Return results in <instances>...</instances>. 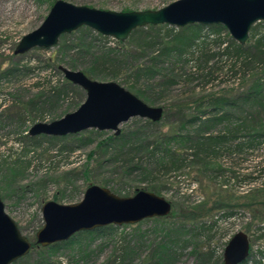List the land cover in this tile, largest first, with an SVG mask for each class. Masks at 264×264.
Segmentation results:
<instances>
[{"label": "rangeland", "instance_id": "374dc122", "mask_svg": "<svg viewBox=\"0 0 264 264\" xmlns=\"http://www.w3.org/2000/svg\"><path fill=\"white\" fill-rule=\"evenodd\" d=\"M55 1L0 0V69L10 65L30 68L23 72L24 76L12 79L9 84L4 81L0 91V198L21 233L31 241L35 240L44 223L42 204L48 200L61 204L78 202L90 183L107 187L119 196H130L144 189L171 202V212L167 217L147 218L133 224H110L112 227L102 232L93 229L90 230L92 234L77 235L71 244L61 247L51 256L50 264H119L123 257L124 264H155V249L169 240H180L173 264H194L196 256L193 251L198 246L215 249V256L208 264H223L225 246L238 231L245 232L250 242L249 255L252 257H247L244 264H254V255L264 248V239L257 237L259 226L264 225V138L260 137L254 146L246 142L248 134L264 132V108L241 106L233 111L228 121L212 127L211 135L227 136L215 146V151L188 155L187 151L193 152L194 148L183 140L171 141L176 157L181 158L175 165L167 160L158 164L159 154L147 155L145 145L115 156L113 146L103 144L99 147L101 141L114 134L111 130L90 128L65 136H30L28 129L34 123L59 119L75 111L86 98L85 90L75 85L76 88L56 103L45 102L48 89L62 83L65 78L60 69L50 67L63 57L59 47L62 37L52 47H36L24 54L14 53L20 38L40 26ZM65 1L104 10L132 11L158 9L175 0ZM259 22L255 23L253 35L255 24L249 31L251 44L264 33V21ZM160 25L162 27L157 29L159 43L154 46L140 41L150 40L151 33L147 32L133 37L129 34L122 44L109 36L97 42L93 51L104 45L124 46L129 55L119 70L106 71L110 73L109 77L90 78L115 81L148 105L161 106L163 118L144 127V134L150 140L153 135L160 136L162 142L163 134L193 132L195 126L181 127L182 116L198 114L201 102L208 104L206 101L212 96L234 98L244 92L254 78L264 76V62L241 65L243 58L231 54L232 41L239 43L224 26L225 30L216 34L207 28L209 25L185 50L171 51L152 61L164 42L170 39L168 29L176 33L182 28ZM66 35V42L76 37L72 33ZM247 41L243 46L248 45ZM233 63L239 69L241 65V70L236 76L225 74ZM150 66L152 71L142 74L141 68ZM139 71L141 73H137ZM207 71L215 77L203 76ZM139 119L143 124L144 118L133 117L120 125L121 130L134 128ZM245 119L250 120L249 126L254 125V130L242 126ZM26 135L39 138L34 142ZM239 142L245 145L236 150ZM17 160L30 164L14 179L7 178L5 165ZM136 163L141 167H131ZM86 167L87 177L84 175ZM55 195L61 198L54 199ZM221 200L225 205L220 204ZM228 210L236 213L224 216ZM212 220L216 223L211 230L201 231L196 237L190 227H182L186 222L208 224ZM28 255L14 264H36L39 253L31 250Z\"/></svg>", "mask_w": 264, "mask_h": 264}, {"label": "water", "instance_id": "95a60500", "mask_svg": "<svg viewBox=\"0 0 264 264\" xmlns=\"http://www.w3.org/2000/svg\"><path fill=\"white\" fill-rule=\"evenodd\" d=\"M259 21H264V0H175L158 9L132 11L104 10L56 0L40 26L20 38L14 53L52 47L61 35L82 26L124 41L132 30L147 25L220 24L243 45L252 25ZM59 69L66 80L85 90L86 98L75 111L59 119L34 123L28 129L31 136H65L90 128L111 130L118 135L120 125L130 118L158 122L163 117L161 106L148 105L115 81L93 80L83 71L64 65H59ZM171 208L169 200L151 191L139 189L133 195L119 196L107 187L90 183L78 202L61 204L48 200L42 204L44 223L36 233L35 242L48 246L68 240L80 231L165 217ZM31 246V240L21 233L0 198V264H12L28 254ZM249 248L248 235L236 232L225 246L223 264L245 262Z\"/></svg>", "mask_w": 264, "mask_h": 264}, {"label": "trees", "instance_id": "16d2710c", "mask_svg": "<svg viewBox=\"0 0 264 264\" xmlns=\"http://www.w3.org/2000/svg\"><path fill=\"white\" fill-rule=\"evenodd\" d=\"M261 23V22H259ZM162 27V25H147L145 27H139L135 28L131 31L130 35L133 37L134 35H139L141 32L144 33H151L148 37L150 40H140L141 42L145 43L146 45H152L159 43V34L157 32V29ZM207 27V25H200V24H192V25H186L182 28H180L176 33H172L171 29H168L167 34L170 35V39L166 42H164L163 46L160 48L159 52L151 58L152 61L157 60L160 56L167 54L171 51H183L185 50L192 41L200 36L201 32ZM210 31L216 32V34H221L225 28L220 24H214L209 25L207 27ZM256 29V24L252 28L251 35L254 34V30ZM170 31V32H169ZM75 37L74 40H70L69 42H66V34L61 35V42L59 43V47L61 48V55L63 56L61 59H58V62H55L50 65V67H54V69L59 70V65L63 64L64 66L78 70L79 67L82 68L81 71H83L89 78L92 77H109L110 73L106 71H117L118 68L121 67V65L124 64V59L126 55L127 49L123 46L122 48L118 47H111L108 45H104L101 47V49H97L96 51H93L92 48L97 46V42L103 41L108 39V36H104L91 28H88L86 26H82L78 28L77 30L71 32ZM142 39H145L142 38ZM231 40V39H230ZM118 44H122V41L114 40ZM248 45L243 46L240 44L235 43L232 41L233 44V50L231 51V54L235 55L236 57H242L243 60L241 61V65L247 66L249 63L252 62H264V33L258 36L253 43H250V39H248ZM96 45V46H95ZM68 58V60H64L65 58ZM86 59L85 61H83ZM87 59H89L87 61ZM83 61V62H80ZM236 68V64H232L230 67H228L225 71V74L236 76L237 73L241 70ZM151 67H147L146 69L141 68L142 74H145L146 71L150 72ZM139 69V68H138ZM30 68L27 66H18V65H10L5 68L0 69V91L1 86L3 85V82L6 81L8 84L11 83L10 81L15 78H19L24 76L23 72L29 71ZM140 71L137 73H141ZM203 76H212L213 79L215 76L211 72H205L202 74ZM139 76V74L137 75ZM37 86L40 85L39 82H35ZM76 88L74 84L63 79L62 83H57L55 85H52L48 89V95H46L45 102L48 104L56 103L58 99L68 94V92ZM2 98V97H1ZM0 98V99H1ZM2 101H6L5 99H2ZM32 101L27 102L26 105H29L32 103ZM208 104H205V102H201L199 105V112L196 115L191 116H182L181 117V127L186 128V126H195L193 129V132L188 130L185 134L179 135L176 133L171 134H163L162 135V142H160V136L153 135L152 140H150V137L148 135H145L144 127H149L151 125H154L158 122H152L148 119H144L143 124L141 123L142 119H139V124L135 125L134 128H127L122 129L121 132L118 135H110L107 138H105L103 141L100 142L99 147L104 145H111L113 146V153L115 156L122 155L126 152L135 151L138 147H142V145L146 146V153L149 156H158L159 154V160L158 164H163L165 161L171 162V164L175 165L176 162L181 160L178 157H176V151L172 149L171 147V141H177V140H183L185 143H187V146H191L193 149V152L187 151L188 155H196L198 151H215V146L218 144H221L225 139L226 135L223 134H215L211 135L210 129L214 127L217 124L222 123L223 121H228L230 117H232L233 111H236L240 109L241 106H248V107H260L264 108V76L254 78L249 85V87L244 91L239 93L238 95L233 97H227L225 95H217L210 97V100H207ZM5 103V102H4ZM164 114V111H163ZM163 118V117H162ZM250 120L245 119V122H243L242 126L244 128L250 127L254 130L253 126L250 125ZM29 140L36 142L39 137H29L26 135ZM31 136V135H30ZM36 136V135H35ZM75 137V135H71ZM248 140L247 144L249 146H254L257 142L259 143L260 139L264 138V132L259 133H250L247 135ZM231 137H235V135L231 134ZM261 137V138H260ZM260 138V139H259ZM167 142L168 145H167ZM139 143V144H137ZM245 145V143L239 142V144L236 145V150H240L241 147ZM127 148V151H126ZM191 153V154H190ZM187 155V153H186ZM4 163L6 161L4 160ZM29 162L22 161L19 163V160L12 162L10 165H5L6 171V177L7 178H15L17 174L23 172L26 170V168L29 166ZM131 167L140 168L141 166L139 163L132 164ZM87 170L86 167L84 170V175L87 177ZM152 192V191H151ZM157 194V193H156ZM57 195H55L53 198L58 200ZM61 197H59L60 199ZM217 203H219V199L217 200ZM220 204L225 205V202L223 200L220 201ZM236 212L232 210H228L224 212V216H232ZM222 215V216H223ZM167 217V216H165ZM165 217H155L154 219H162ZM216 220H212L211 222L203 223V222H196L191 224V222L183 223L182 227L186 228V226L190 227L192 230V233H194V237L197 236V234H201L199 232L201 231H210L211 227L215 225ZM112 225L103 226L100 228L95 229L96 232H102L108 228H111ZM259 232L257 233V237L260 240L264 239V225L259 226ZM93 231H80L75 234H73L68 240L56 242L53 244H50L48 246H41L38 245L35 240L31 241L32 246L30 248L29 253L31 250H36L39 253L38 260L36 261V264H50V258L52 255H54L61 247H64L68 244H71L72 241L75 239L77 235L82 234H92ZM180 240L175 241H166L159 245L157 249H155V254H153V257L155 258L156 263L155 264H173V261L175 259L176 255V245L177 242ZM183 241V240H182ZM195 252L196 261L194 264H208L211 262L213 257L215 256V249L212 247L204 248L203 249L198 246V249H195L193 253ZM28 253V254H29ZM26 254L25 256L19 258L14 263H17L19 261H23L25 258H27L29 255ZM252 257L251 255H248V259ZM255 260L253 261L254 264H264V248L258 250L257 254L254 255ZM221 259V258H220ZM246 259V261H248ZM245 261V262H246ZM119 264H124V257L119 262ZM244 264V262L240 263Z\"/></svg>", "mask_w": 264, "mask_h": 264}, {"label": "built area", "instance_id": "2783aa9c", "mask_svg": "<svg viewBox=\"0 0 264 264\" xmlns=\"http://www.w3.org/2000/svg\"><path fill=\"white\" fill-rule=\"evenodd\" d=\"M230 237V236H229Z\"/></svg>", "mask_w": 264, "mask_h": 264}]
</instances>
